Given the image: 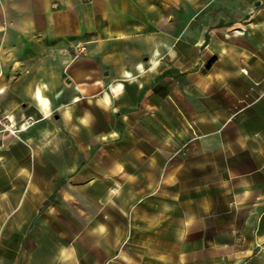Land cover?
<instances>
[{
  "label": "crops",
  "instance_id": "obj_1",
  "mask_svg": "<svg viewBox=\"0 0 264 264\" xmlns=\"http://www.w3.org/2000/svg\"><path fill=\"white\" fill-rule=\"evenodd\" d=\"M263 48L264 0H0V264H264Z\"/></svg>",
  "mask_w": 264,
  "mask_h": 264
},
{
  "label": "rangeland",
  "instance_id": "obj_2",
  "mask_svg": "<svg viewBox=\"0 0 264 264\" xmlns=\"http://www.w3.org/2000/svg\"><path fill=\"white\" fill-rule=\"evenodd\" d=\"M259 52L264 54V48H263V49H260ZM256 62H260V61L258 60V58H256V59H255V58H252V59H247V60H245V63H246L247 68H249V67L251 68L252 66H254V64H255ZM261 63H263V62L261 61ZM236 76H239V77H246V73L240 70V71L237 73ZM30 156H31V162H32V165H33V173H35V175H37V174L39 173V171H38L39 163H38L37 160L34 159L33 154H31ZM34 167H36V168L34 169ZM36 177H37V176H34V177H33V180H32V183H31V186H33V185L35 184L34 182H35ZM28 185H30V184H28ZM28 195H29V193H28ZM27 199H28V198H27V196H26V200H27Z\"/></svg>",
  "mask_w": 264,
  "mask_h": 264
},
{
  "label": "bare ground",
  "instance_id": "obj_3",
  "mask_svg": "<svg viewBox=\"0 0 264 264\" xmlns=\"http://www.w3.org/2000/svg\"><path fill=\"white\" fill-rule=\"evenodd\" d=\"M39 98V97H38Z\"/></svg>",
  "mask_w": 264,
  "mask_h": 264
}]
</instances>
